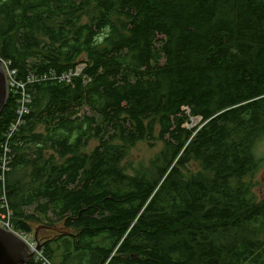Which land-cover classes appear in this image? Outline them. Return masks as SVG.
I'll return each mask as SVG.
<instances>
[{
	"label": "trees",
	"instance_id": "16d2710c",
	"mask_svg": "<svg viewBox=\"0 0 264 264\" xmlns=\"http://www.w3.org/2000/svg\"><path fill=\"white\" fill-rule=\"evenodd\" d=\"M0 59L30 264H264V0H0Z\"/></svg>",
	"mask_w": 264,
	"mask_h": 264
},
{
	"label": "built area",
	"instance_id": "2783aa9c",
	"mask_svg": "<svg viewBox=\"0 0 264 264\" xmlns=\"http://www.w3.org/2000/svg\"><path fill=\"white\" fill-rule=\"evenodd\" d=\"M6 70V69H5ZM8 91L13 89H18L17 93L20 96L18 100L17 109V119L13 125H11L9 132L6 136V140L3 143L1 149L2 153L0 155V184L2 185L1 196H0V228L12 232L17 237H19L30 249L31 252L35 254V259L37 261L43 260L42 252L37 251V243L34 236L24 231L18 230L13 225V212L9 206L7 192L5 188V180L7 174L10 172V164L12 159V149L10 146V140L17 130L23 125L24 117L29 114L28 105L30 104V96L25 91L23 85L17 84L14 80L13 73L6 70ZM64 79L70 80L69 77H64Z\"/></svg>",
	"mask_w": 264,
	"mask_h": 264
},
{
	"label": "water",
	"instance_id": "95a60500",
	"mask_svg": "<svg viewBox=\"0 0 264 264\" xmlns=\"http://www.w3.org/2000/svg\"><path fill=\"white\" fill-rule=\"evenodd\" d=\"M8 92L6 70L0 59V115L6 107ZM195 121L199 122L200 119H195ZM37 234L38 229L35 230L34 238L37 251L40 252L41 246L38 244ZM34 258L35 254L19 237L0 228V264H30Z\"/></svg>",
	"mask_w": 264,
	"mask_h": 264
},
{
	"label": "rangeland",
	"instance_id": "374dc122",
	"mask_svg": "<svg viewBox=\"0 0 264 264\" xmlns=\"http://www.w3.org/2000/svg\"><path fill=\"white\" fill-rule=\"evenodd\" d=\"M83 66H79V69L82 70ZM200 124V121H195V119L191 120V124H187L186 126L189 128H194V127H198ZM97 146L96 142H92L89 144L88 148L86 149V151L90 152L92 151L95 147ZM162 145L157 143L152 147H149L148 144L146 143H139L132 151H131V155L128 158V162L135 164V163H139V162H143V163H148L149 160H151L156 154H158V152L161 150ZM257 153L259 155V157L264 158V139L259 143L258 148H257ZM126 163V162H125ZM258 177H260V179H262L264 177V168L261 171V173L258 175ZM259 179V180H260ZM7 192V190H6ZM256 194L259 198H263L264 197V186H261V188L256 190ZM36 226H33V230L34 228H36Z\"/></svg>",
	"mask_w": 264,
	"mask_h": 264
}]
</instances>
